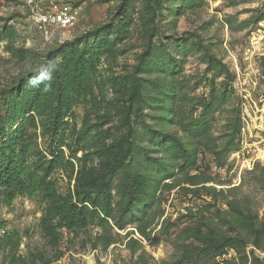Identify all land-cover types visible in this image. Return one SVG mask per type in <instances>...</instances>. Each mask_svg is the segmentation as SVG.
I'll list each match as a JSON object with an SVG mask.
<instances>
[{
  "label": "rangeland",
  "instance_id": "1",
  "mask_svg": "<svg viewBox=\"0 0 264 264\" xmlns=\"http://www.w3.org/2000/svg\"><path fill=\"white\" fill-rule=\"evenodd\" d=\"M72 4L78 19L63 42L107 47L91 94L65 119L61 150L82 162L52 179L66 195L81 172L84 187L108 168L99 152L114 146L110 228L44 232L48 201L17 196L0 204V240L19 235L16 255L1 244L0 264H264V0ZM60 42L34 30L25 0H0V129L14 90L22 85L30 102L38 86L29 80L62 62ZM176 111L182 122H206L208 138L187 136ZM36 143L49 159L48 139ZM127 178L142 181L132 205Z\"/></svg>",
  "mask_w": 264,
  "mask_h": 264
},
{
  "label": "trees",
  "instance_id": "2",
  "mask_svg": "<svg viewBox=\"0 0 264 264\" xmlns=\"http://www.w3.org/2000/svg\"><path fill=\"white\" fill-rule=\"evenodd\" d=\"M6 31L4 26L1 34ZM79 43L64 42L58 46L56 53L61 54L63 60L58 63L54 58L51 68L45 69L47 75L51 71V79L38 86L30 96V102L26 103L29 96L22 85L14 90L11 100L5 103L3 126L7 124L8 131L3 126L0 129V204L9 207L17 196L41 195L48 201L40 219L44 232H55L58 228L75 231L89 226L98 227L104 232L110 228L109 219L113 214L106 172L121 163L119 152L114 146L99 152L98 158L107 159L108 168L94 174L84 187L80 184L81 172L77 175L73 192L66 195L58 193L52 179L60 167L82 162L74 151L65 156L61 150V147H66L65 119L72 116L71 111L80 100L91 94L95 64L107 47V43L102 40L79 51ZM174 117L177 125L190 138H208L206 122H182L177 111ZM38 137L48 139L46 153L49 159L38 148ZM86 137L88 133L83 132V142L87 141ZM127 179L124 189L128 191V205H132L138 197L142 181ZM1 244L9 246L10 251L16 255L19 235L16 232L5 234L0 240ZM9 264L27 263L21 256H13Z\"/></svg>",
  "mask_w": 264,
  "mask_h": 264
},
{
  "label": "built area",
  "instance_id": "3",
  "mask_svg": "<svg viewBox=\"0 0 264 264\" xmlns=\"http://www.w3.org/2000/svg\"><path fill=\"white\" fill-rule=\"evenodd\" d=\"M73 1L25 0L29 21L45 42L51 43L58 37L64 43L65 34L74 28L78 19V9L73 7ZM261 131L264 134V126Z\"/></svg>",
  "mask_w": 264,
  "mask_h": 264
},
{
  "label": "clouds",
  "instance_id": "4",
  "mask_svg": "<svg viewBox=\"0 0 264 264\" xmlns=\"http://www.w3.org/2000/svg\"><path fill=\"white\" fill-rule=\"evenodd\" d=\"M51 79V75L44 77L41 76L39 79L33 77L29 80V85L32 87H37L39 86L41 83H43L45 80Z\"/></svg>",
  "mask_w": 264,
  "mask_h": 264
}]
</instances>
